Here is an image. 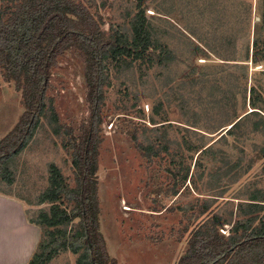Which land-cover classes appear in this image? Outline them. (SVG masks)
I'll return each mask as SVG.
<instances>
[{
	"label": "rangeland",
	"instance_id": "1",
	"mask_svg": "<svg viewBox=\"0 0 264 264\" xmlns=\"http://www.w3.org/2000/svg\"><path fill=\"white\" fill-rule=\"evenodd\" d=\"M73 1L88 9L101 32L129 40L141 12L151 41L140 60L106 61L95 177L99 231L110 258L117 264H177L196 229L214 215L223 239L252 218L251 227L259 228L264 0ZM8 2L0 0V8ZM84 69L76 50L59 56L38 127L9 161L14 181L0 180V193L20 199L28 219L40 224L41 242L52 232L76 231L79 222L50 228L43 214L75 205L50 196V166L75 188L71 145L90 119ZM23 113L21 92L0 65V140ZM79 255L60 252L48 264H76Z\"/></svg>",
	"mask_w": 264,
	"mask_h": 264
},
{
	"label": "trees",
	"instance_id": "2",
	"mask_svg": "<svg viewBox=\"0 0 264 264\" xmlns=\"http://www.w3.org/2000/svg\"><path fill=\"white\" fill-rule=\"evenodd\" d=\"M8 4L0 8V65L4 78L21 92L24 113L0 140V180L13 183L9 161L31 141L45 109L51 70L59 56L68 50H76L83 58L86 102L90 110L88 125L82 127V135L73 138L71 145L75 188L69 189L57 168L50 166V181L55 186L50 196L75 202V205L69 212L53 206L49 216L43 214L45 225L50 228L67 225L78 218L77 230L52 232L41 242L40 224L28 219L40 229V240L27 264H48L65 251L80 253L76 264H117L106 251L98 222L95 176L101 141L103 88L107 79L106 61L123 57L140 60L147 53L151 41L143 15L140 12L132 20L129 40L118 32L110 35L101 32L88 9L73 0H10ZM262 22L264 24V19ZM253 47L257 48L256 41ZM256 219L237 223L232 235L223 239L218 233L220 218L216 215L207 218L202 228L194 232L186 255L177 264H264V220H259V228L251 227Z\"/></svg>",
	"mask_w": 264,
	"mask_h": 264
},
{
	"label": "crops",
	"instance_id": "3",
	"mask_svg": "<svg viewBox=\"0 0 264 264\" xmlns=\"http://www.w3.org/2000/svg\"><path fill=\"white\" fill-rule=\"evenodd\" d=\"M40 240L20 199L0 193V264H27Z\"/></svg>",
	"mask_w": 264,
	"mask_h": 264
}]
</instances>
